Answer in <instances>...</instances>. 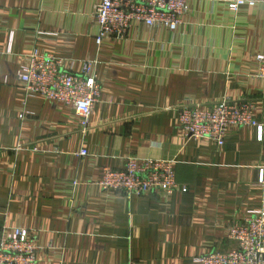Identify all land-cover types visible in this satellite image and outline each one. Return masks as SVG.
Returning <instances> with one entry per match:
<instances>
[{"label": "crops", "instance_id": "obj_1", "mask_svg": "<svg viewBox=\"0 0 264 264\" xmlns=\"http://www.w3.org/2000/svg\"><path fill=\"white\" fill-rule=\"evenodd\" d=\"M96 1L0 0V237L28 229L37 264H198L233 247L229 227L264 208L255 59L264 50V0L237 12L224 0H190L175 30L134 22L103 49ZM33 47L74 74L93 61L100 93L87 129L70 107L26 95L20 66ZM223 98L251 101L261 133L231 126L222 145L183 135L176 116L187 99ZM132 156L173 160L185 190L104 193L102 167Z\"/></svg>", "mask_w": 264, "mask_h": 264}, {"label": "built area", "instance_id": "obj_2", "mask_svg": "<svg viewBox=\"0 0 264 264\" xmlns=\"http://www.w3.org/2000/svg\"><path fill=\"white\" fill-rule=\"evenodd\" d=\"M190 0H97L93 19L97 26L95 43L99 49L121 38L134 22L150 27L162 25L175 30L183 14L189 11ZM219 1V0H204ZM227 9L237 12L242 6H252L256 0H224ZM256 75L264 87V50L255 56ZM93 61L84 60L79 74L63 69V59L51 53H40L34 47L20 66V81L27 96H43L60 107H70L84 130L89 126L92 108L100 93V84ZM177 110V121L188 139H210L218 145L224 142L228 127L257 125L251 101L223 98L212 104H199L192 99ZM28 112L22 108L19 118ZM261 133V125H257ZM80 155H86L81 148ZM263 173V170H261ZM261 175V181H262ZM73 185L77 180H73ZM96 184L104 193L123 191L141 196L153 191L165 198L177 189L185 190L176 181L174 161L128 157L120 168L104 166ZM228 238L234 246L226 251L213 250L194 259L198 264H264V208L248 211L246 218L229 227ZM38 247L23 227H13L0 237V264H37Z\"/></svg>", "mask_w": 264, "mask_h": 264}]
</instances>
